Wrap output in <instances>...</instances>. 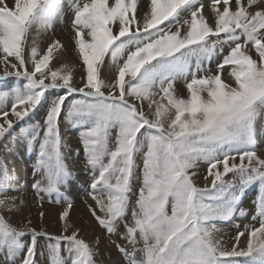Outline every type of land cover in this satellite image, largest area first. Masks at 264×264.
<instances>
[{
    "label": "rangeland",
    "instance_id": "374dc122",
    "mask_svg": "<svg viewBox=\"0 0 264 264\" xmlns=\"http://www.w3.org/2000/svg\"><path fill=\"white\" fill-rule=\"evenodd\" d=\"M11 1L0 0L12 73L0 71V264H264V0ZM109 60L132 76L113 89L100 74ZM225 74L229 89L216 84ZM79 204L119 261L42 224V210L66 222Z\"/></svg>",
    "mask_w": 264,
    "mask_h": 264
},
{
    "label": "bare ground",
    "instance_id": "6f19581e",
    "mask_svg": "<svg viewBox=\"0 0 264 264\" xmlns=\"http://www.w3.org/2000/svg\"><path fill=\"white\" fill-rule=\"evenodd\" d=\"M202 1V0H201ZM61 2L65 5V4H68V3H66V1L65 0H61ZM115 2V1H114ZM113 2V3H114ZM127 2V1H126ZM199 3V2H198ZM199 4H202L201 2L199 3ZM203 4H205V13H203V17H202V19H203V21L204 22H206V23H208V24H211V25H213V29H214V31H216V30H218L219 28H222L223 27V23H222V21L218 18V16L216 15V14H214L215 12H214V9H212V8H210V7H208L209 5V3L207 2V3H204L203 2ZM111 5V4H110ZM128 5V4H127ZM15 6V3L13 2V1H11V0H9V3H8V7L9 8H13ZM148 6V5H147ZM59 7V6H58ZM198 7V6H197ZM60 9H61V7H59ZM66 8V7H65ZM110 8V7H109ZM108 8V9H109ZM139 8V7H138ZM259 8V7H258ZM58 9V8H57ZM67 9V8H66ZM106 9V8H105ZM196 9V8H195ZM59 10V9H58ZM56 11V10H55ZM59 12H61L62 13V11H60L59 10ZM150 12H153L152 10L150 11V9L147 11V9H144L143 7H140V9L138 10V19L139 18H150L151 16H150ZM154 13H156L157 15L156 16H159V14H158V12H154ZM264 14V13H263ZM59 14H57L56 15V17L58 16ZM145 15H147V16H145ZM153 16V15H152ZM179 16V15H178ZM182 17V16H181ZM181 17H178V18H181ZM58 18V17H57ZM152 18V17H151ZM162 19V18H161ZM75 20V19H74ZM157 22V21H156ZM68 28V27H67ZM38 30V29H37ZM220 30V29H219ZM61 32V31H60ZM113 34L115 35V36H120L121 34H118V30L117 29H114V31H113ZM170 36H172V33L170 34ZM103 37V36H102ZM105 37V36H104ZM183 38L184 39H189V38H192L191 36H183L182 38H180L179 40H177L175 43L173 42V38H171V39H167V37L164 39V43L166 44V45H171V46H176V45H179L180 44V42L181 41H183ZM35 39V38H34ZM38 39V38H37ZM61 39V38H60ZM73 40H75L74 38H73ZM34 41V40H33ZM37 41V40H36ZM42 41H43V39H42ZM41 41V42H42ZM185 41V40H184ZM183 41V42H184ZM40 42V43H41ZM111 42H112V40H111ZM67 44V43H66ZM62 45V44H61ZM69 45V47H70V44H68ZM41 46H43V45H41ZM45 46V45H44ZM72 47V46H71ZM155 48H157L158 50H162L163 51V48L161 47V45L160 44H156V47ZM42 49V48H41ZM69 49V48H68ZM73 48H70L69 50L71 51ZM68 50V51H69ZM76 50V49H75ZM144 50V49H143ZM149 52L151 51V49H147ZM249 53V52H248ZM140 54L141 55H143V54H147V52L146 51H144L143 53H141L140 52ZM149 54V53H148ZM76 54H73V55H70L71 56V58H72V60L74 61V62H70V66H69V68H70V74H71V76H74L75 74H76V70L80 67L79 65H76V63H75V61L77 60V58H76V56H75ZM250 55V54H249ZM45 56V55H44ZM68 57V56H67ZM43 58V57H42ZM252 59V58H251ZM66 60V59H65ZM53 62V61H52ZM4 64V63H3ZM81 64V63H80ZM98 65V64H97ZM114 65H115V63H114V61H112V60H109V61H107V63L101 68L103 71H101L100 72V74H101V76H103V79L105 80V86H107V87H110L111 89H113V88H115V87H111L112 86V84L114 83V85L113 86H115L118 82H120L121 84H123V83H125V82H127L128 80V77H132L130 74H129V72L128 71H125V73H124V77L122 78V76H120V74L114 69ZM7 66V65H6ZM107 66H109V68L107 67ZM5 67L2 65V67H1V64H0V71H2V73H4V74H6L7 72H9V70L7 69L6 70V72H5V69H4ZM131 68H132V73L133 72H137V71H135V69H136V63H132L131 64ZM215 69V68H214ZM112 74L113 75V77H111V76H109L108 74ZM214 73V72H213ZM9 74H12L11 73V71L9 72ZM126 75H128L127 77H126ZM226 75H228V74H225V76H223L222 77V79L219 81V80H217L216 81V84L218 85L219 84V86L220 87H224V88H230V87H228L229 86V82L230 81H228V83H225V82H227L226 81V79H227V77H226ZM74 78V77H73ZM77 79V78H76ZM44 80V79H43ZM71 80V79H70ZM73 81V80H72ZM71 81V82H72ZM218 82V83H217ZM86 83V82H85ZM48 84V83H47ZM177 84H182V83H177ZM222 84V85H221ZM73 85V84H72ZM75 85V84H74ZM111 85V86H110ZM60 86H62V85H60ZM72 88V87H71ZM194 88H198V86H195ZM193 88V89H194ZM79 89V88H78ZM175 89H176V87H175ZM105 90H107V89H105ZM110 90V89H109ZM108 90V91H109ZM194 91V90H193ZM115 92H117V91H115ZM114 92V93H115ZM224 92V91H223ZM111 93V92H110ZM113 94V93H112ZM52 96L51 97H49L48 99H47V102H46V104L43 106V108H44V110L45 109H47L51 104H52ZM189 100V99H188ZM135 103L136 104H138V102L137 101H135ZM145 103V102H144ZM148 105V104H147ZM150 105V104H149ZM145 106V105H144ZM140 107V106H139ZM151 108V107H150ZM145 110V109H144ZM143 110V111H144ZM43 111V110H42ZM146 111V110H145ZM149 111H151L150 109H149ZM189 112V111H188ZM144 113H146V112H144ZM151 113V112H150ZM149 113V114H150ZM152 114V113H151ZM153 115V114H152ZM151 115V116H152ZM154 118V117H153ZM9 119H10V117H9ZM8 119V120H9ZM167 122V121H166ZM59 126H60V124H59ZM63 129V128H62ZM257 134V133H256ZM258 135L260 136H258L259 137V139L257 138V141H258V144H257V146H258V148H257V146H256V149H257V152H256V157L258 158V159H260L261 161H263L264 162V134L262 135V132H260V131H258ZM257 136V135H256ZM238 160V159H237ZM236 161V160H235ZM240 162V161H239ZM256 163V162H255ZM23 164V163H22ZM22 164L20 163L17 167H18V175L19 176H21L20 177V179L22 178V182L21 183H23V182H25L26 183V189H23V188H21L20 190L22 191V193H23V195H24V197H26L27 198V200H25V202L26 203H32L33 201H32V199L34 200V198L32 197V196H29L28 195V193H29V191H27V190H30L31 189V186L29 185V182H30V178L28 177L29 176V173L27 174L26 173V175L24 174L25 172H23L22 171ZM257 165V164H256ZM16 167V168H17ZM200 168V167H199ZM17 170V169H16ZM29 171V170H28ZM204 173V172H203ZM201 175H199V172H197L195 175H194V180L196 179L197 181H199V184L202 186V185H207V183L209 182V180H208V182H205V179H201ZM212 180V179H211ZM212 182V181H211ZM262 182V181H261ZM79 183V182H78ZM20 185V184H19ZM23 185V184H22ZM76 188V187H75ZM32 193H33V191H31ZM30 192V193H31ZM75 192H77V191H75ZM74 194V193H73ZM258 194V193H257ZM13 195V194H12ZM35 196V195H34ZM229 196V195H228ZM243 197V196H242ZM79 198V197H78ZM81 198V197H80ZM250 199V198H249ZM76 200V199H75ZM248 200V199H247ZM249 201V200H248ZM247 201V202H248ZM24 203V202H23ZM27 205V204H26ZM42 205V204H41ZM92 205V204H91ZM243 206H244V204H242ZM30 206V205H29ZM33 206H34V204H33ZM46 206V205H45ZM83 206V205H82ZM93 206V205H92ZM26 207V206H25ZM31 207V206H30ZM47 207V206H46ZM57 207V206H56ZM23 208V207H22ZM27 208V207H26ZM34 208V207H33ZM60 208V207H59ZM66 208V207H65ZM85 209V208H84ZM20 210V209H19ZM28 212H30V209H26ZM43 211V213H45L44 214V218H43V225L47 228V230H49V232H51V233H54V234H58V233H61V232H64V230L67 232V234H69V235H76L77 234V236H80V237H83V238H85L87 241H89L90 242V244L93 246V245H99V247H100V249L102 248V247H104V248H106V251H109L110 253L109 254H111L110 256L114 259V260H118V258H120L118 255H117V253L115 252V250H113V249H111V247H110V245L111 244H109L108 243V240L107 239H105V237H103V233H102V231L103 230H101L100 228L98 229V227L95 225V221H94V219H93V217L91 216V215H89L88 213H86L84 210L82 211L81 210V207H80V204L79 205H77V207L76 208H74L73 207V210H71V211H67L66 212V214L64 213V215H65V217H66V222H63V221H61L60 220V212L58 211V209L57 208H46L45 210H42ZM242 213V212H241ZM31 214H35V213H31ZM80 215H82V218H79V216ZM30 216H33V215H29V217ZM246 216H248V215H246ZM28 217V218H29ZM35 217V216H34ZM25 217H24V215H22V213L20 214V215H16V216H10V222H11V224H13L14 226H17V227H21V226H23V223L25 222ZM33 219V220H32ZM32 219H31V224H32V226H34V227H36V228H38L39 226V224H40V221L39 220H36L35 218H33L32 217ZM30 222V221H29ZM246 222H251L250 221V219L249 220H247ZM243 224V223H242ZM250 224V223H249ZM41 225V224H40ZM252 225V224H251ZM255 225V224H254ZM256 227V226H255ZM27 228V227H26ZM46 228H45V230H46ZM244 228V227H243ZM253 229V228H252ZM47 232V231H46ZM249 232V231H248ZM214 234V233H213ZM233 236V234L231 233L230 235H228V236ZM61 236H62V234H61ZM105 236H107V235H105ZM246 236V235H245ZM248 236V235H247ZM73 237V236H72ZM218 238H220V237H218ZM232 238H234V237H231L230 238V240L232 239ZM210 239V238H209ZM235 239V238H234ZM249 239V238H248ZM217 240H219V239H217ZM216 240V241H217ZM227 241H229V238H227L226 239ZM111 241V240H110ZM212 241V240H211ZM213 242V241H212ZM232 242V241H231ZM246 242V241H245ZM245 242H242V243H245ZM234 244V243H233ZM232 244V245H233ZM223 245V244H222ZM228 245V244H227ZM244 245V244H243ZM96 247H98V246H96ZM108 247H110V248H108ZM112 248H113V246H112ZM94 249H96V248H94ZM103 249V248H102ZM98 250V249H97ZM104 250V249H103ZM245 250V249H244ZM31 251V250H30ZM100 252V251H99ZM98 253V252H97ZM107 254V253H106ZM103 255V254H102ZM100 258V257H99ZM97 259H98V257H97ZM109 259H110V257H109ZM105 260V259H104ZM119 261V260H118ZM121 261V260H120ZM15 263V262H14ZM13 264V263H12ZM121 264V263H120Z\"/></svg>",
    "mask_w": 264,
    "mask_h": 264
}]
</instances>
